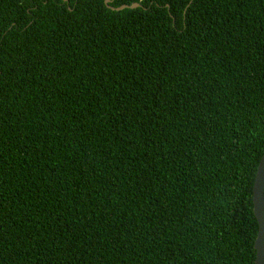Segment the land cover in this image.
Returning <instances> with one entry per match:
<instances>
[{"label": "trees", "instance_id": "trees-1", "mask_svg": "<svg viewBox=\"0 0 264 264\" xmlns=\"http://www.w3.org/2000/svg\"><path fill=\"white\" fill-rule=\"evenodd\" d=\"M0 0V264H254L264 0Z\"/></svg>", "mask_w": 264, "mask_h": 264}, {"label": "water", "instance_id": "water-1", "mask_svg": "<svg viewBox=\"0 0 264 264\" xmlns=\"http://www.w3.org/2000/svg\"><path fill=\"white\" fill-rule=\"evenodd\" d=\"M110 0H105L108 3ZM111 10H122L124 8H136L140 6L139 2H132L130 4H121L119 6H110ZM252 204L253 213L257 220V233L254 239V249H255V259L254 264H257V243L258 237L261 241H264V153L262 154L254 176L253 186H252ZM264 264V260L260 262Z\"/></svg>", "mask_w": 264, "mask_h": 264}, {"label": "clouds", "instance_id": "clouds-1", "mask_svg": "<svg viewBox=\"0 0 264 264\" xmlns=\"http://www.w3.org/2000/svg\"><path fill=\"white\" fill-rule=\"evenodd\" d=\"M257 264H260L262 260H264V241H261L258 237V243H257Z\"/></svg>", "mask_w": 264, "mask_h": 264}, {"label": "flooded vegetation", "instance_id": "flooded-vegetation-1", "mask_svg": "<svg viewBox=\"0 0 264 264\" xmlns=\"http://www.w3.org/2000/svg\"><path fill=\"white\" fill-rule=\"evenodd\" d=\"M64 1H66L67 2V4L69 3V1L68 0H64ZM113 0H110L108 3H106L105 2V0H104V3L108 6V5H110V6H112L110 3L112 2ZM109 7V6H108Z\"/></svg>", "mask_w": 264, "mask_h": 264}]
</instances>
